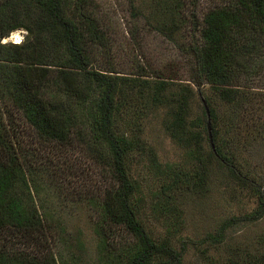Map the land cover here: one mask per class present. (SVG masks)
Instances as JSON below:
<instances>
[{
  "label": "trees",
  "instance_id": "1",
  "mask_svg": "<svg viewBox=\"0 0 264 264\" xmlns=\"http://www.w3.org/2000/svg\"><path fill=\"white\" fill-rule=\"evenodd\" d=\"M171 1L172 8L165 0L156 1L162 10L159 29L169 32V24L188 25L189 20L195 35L188 44L194 72L190 82L180 83L176 91L168 89L170 80L163 75L155 74L158 79L149 82L145 77L93 67L87 42L99 43L102 37L90 18L82 22L79 15L74 19L66 14L64 0H0V38L16 28L28 32L21 46L0 45V264H56L48 236L52 226L37 209L42 203H34L33 195L39 191L30 167L32 153L21 143L17 119H23L40 142L64 143L75 138L93 161L111 173L113 183L99 196L83 195L98 207L100 247L107 243L109 225L132 235L129 242L113 247L118 249L110 256L115 260L108 254L111 264L181 262V250L169 239L170 229L156 238L141 223V202H136L137 188L128 171L132 151L154 161L153 148L141 136L142 122L160 107L168 111L164 125L169 136L196 163L194 168L180 163L159 167L154 161L162 176L152 194L154 215L169 218L174 226L180 213L177 194L201 192L210 161L256 195V206L245 214L246 219L264 214L263 191L248 168L256 124L248 125L242 118L243 113L255 112L256 96L241 90L237 82L240 74H250L264 64V55H260L264 51V0H225L200 15L191 11L189 16L181 0ZM37 28L44 34L38 40L48 44L49 37L55 47L64 49L61 63H53L46 55L41 59L43 54L29 38ZM54 65L58 68L52 74ZM193 85L200 100L199 113L188 118ZM240 135L245 141L237 144ZM202 142L207 146L205 152L199 148ZM259 240L264 243V231ZM253 264H264V252L254 256Z\"/></svg>",
  "mask_w": 264,
  "mask_h": 264
},
{
  "label": "rangeland",
  "instance_id": "2",
  "mask_svg": "<svg viewBox=\"0 0 264 264\" xmlns=\"http://www.w3.org/2000/svg\"><path fill=\"white\" fill-rule=\"evenodd\" d=\"M156 1L64 0V11L74 19L79 15L82 22L90 18L95 23L102 40L87 42L93 67L127 77H145L149 82L158 79L155 74L163 75L164 79L170 80L168 89L176 91L180 89V83L190 82L194 72L193 57L188 51V44L195 39L194 30L189 20L188 25L185 22L169 24V32L159 29L162 10ZM181 1L185 5L184 14L189 16L191 11L200 15L225 0ZM165 2L173 4L171 0ZM22 4L32 6L27 2ZM174 12L178 14L177 10ZM33 13L34 9H31V15ZM41 32L37 28L29 37L36 51L43 54L41 59L46 55L53 63H61L64 49L55 47L49 37L48 44L38 40L37 36H44ZM42 44L46 45L41 52ZM260 55H264V51ZM52 67L49 72L54 74L58 65ZM256 68L250 74H240L237 82L241 84V90L256 96L255 112L243 113L242 118L248 125L249 122L256 124L248 168L264 194V64ZM199 103L193 85L187 102L188 118L199 113ZM167 113L162 107L150 112L142 122L141 136L153 148L157 166L180 163L194 168L196 160L187 157L186 150L165 129ZM17 121L21 143H26L27 151L32 153L30 167L34 169L32 174L39 191L37 196L33 195L34 203H42V210L37 209L45 214L52 226L48 236L56 264L113 263L108 262V254L110 260H115L110 256L115 255L118 248L113 247L129 242L132 235L120 226L109 225L105 229L107 243L100 247L96 233L98 207L83 196H99L105 186L113 183L111 173L105 165L93 161L89 151L75 138L64 143L40 142L23 119ZM244 131L240 134L245 135ZM242 135L239 142L236 140L237 144L245 141ZM199 148L204 152L207 150L204 142ZM129 155L128 171L137 188L134 192L136 202H141V223L156 238L166 235L170 229L171 243L181 250L180 264H231L232 261L253 264L254 256L264 252V243L259 240L264 231V214L258 219L245 218V214L256 206L257 197L248 187H241L233 180L223 167L210 161L201 192L182 190L177 194L179 220L172 226L169 218H159L152 211V194L162 179L158 167L145 155L134 151Z\"/></svg>",
  "mask_w": 264,
  "mask_h": 264
},
{
  "label": "clouds",
  "instance_id": "3",
  "mask_svg": "<svg viewBox=\"0 0 264 264\" xmlns=\"http://www.w3.org/2000/svg\"><path fill=\"white\" fill-rule=\"evenodd\" d=\"M27 35L28 32L26 29H13L6 37L0 38V45L7 46L11 43L15 46H21L24 43V37Z\"/></svg>",
  "mask_w": 264,
  "mask_h": 264
},
{
  "label": "water",
  "instance_id": "4",
  "mask_svg": "<svg viewBox=\"0 0 264 264\" xmlns=\"http://www.w3.org/2000/svg\"><path fill=\"white\" fill-rule=\"evenodd\" d=\"M202 103L204 104L205 110H206V112L208 113V111H207V107L205 106V103H204V100H202ZM206 128H207V133H208V139H209V141H210V145H211V147H212L211 136H210V130H209V122H208V121L206 122Z\"/></svg>",
  "mask_w": 264,
  "mask_h": 264
}]
</instances>
